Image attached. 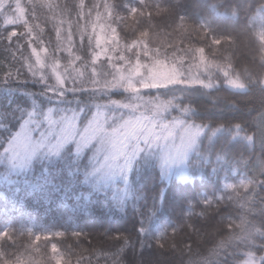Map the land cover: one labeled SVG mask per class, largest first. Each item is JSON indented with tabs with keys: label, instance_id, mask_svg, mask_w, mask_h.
Wrapping results in <instances>:
<instances>
[{
	"label": "trees",
	"instance_id": "1",
	"mask_svg": "<svg viewBox=\"0 0 264 264\" xmlns=\"http://www.w3.org/2000/svg\"><path fill=\"white\" fill-rule=\"evenodd\" d=\"M2 2L0 155L32 112V121L40 122L51 112L81 110L84 124L95 110L129 98L90 85L97 67L101 83L106 79V66L92 63L98 15L116 29L120 53L130 63L138 58L133 45L140 44L186 72L205 61L246 90H231L217 77L208 86L193 82L140 92L172 103L169 120L220 134L211 160L197 168L204 176L191 181H167L156 162L138 161L124 211L107 204L77 172L87 167L89 152L79 162L71 150L50 163L37 160L26 185L0 181V251H13L12 241L29 246L27 264H264V0ZM18 2L25 24L10 18ZM61 22L70 30L69 44ZM32 48L46 52L42 76ZM69 62L75 72L65 73V86H59L50 67L66 69ZM220 158L226 168L218 167Z\"/></svg>",
	"mask_w": 264,
	"mask_h": 264
},
{
	"label": "rangeland",
	"instance_id": "2",
	"mask_svg": "<svg viewBox=\"0 0 264 264\" xmlns=\"http://www.w3.org/2000/svg\"><path fill=\"white\" fill-rule=\"evenodd\" d=\"M3 6L0 0V12ZM25 17L22 5L16 3L11 20L25 24ZM94 19L98 24L93 27L95 52L92 63L106 66L107 70L102 73L106 79L101 83L97 67L96 72L93 71L95 82L90 85L114 89L129 98L123 103L109 105V109L95 110L84 124L81 123V110L78 113L64 111L67 114L60 116L51 112L40 122H33L35 112L30 113L29 120L0 155V181L8 185H26V176L34 170L37 160L50 163L63 159L71 150L69 155L79 162L89 152L87 167L77 169V172L85 176L84 183L100 193L107 204L124 211L132 198L130 172L138 161L156 162L167 181H191L204 176L197 168L202 161L208 163L211 160V145L220 134L208 133L206 128L176 118L169 120L168 115L175 109L172 103L151 101L140 92L175 84L186 86L193 82L208 86L217 77L227 80L231 90L240 92L246 87L229 74L214 70L205 61L188 68L187 73L176 60L166 59L140 44L133 45L138 58L130 63L127 55L120 53L119 38L113 25L101 15ZM63 24L60 23V33L65 35L62 40L69 44L72 42L70 30ZM32 52L35 72L42 76L47 69L46 52L40 53L33 48ZM68 64L66 69L58 65L50 67L59 86H65V73L75 72L72 63ZM259 122L264 123V117ZM247 141L253 143L252 139ZM216 163L219 168H226L223 158Z\"/></svg>",
	"mask_w": 264,
	"mask_h": 264
},
{
	"label": "clouds",
	"instance_id": "3",
	"mask_svg": "<svg viewBox=\"0 0 264 264\" xmlns=\"http://www.w3.org/2000/svg\"><path fill=\"white\" fill-rule=\"evenodd\" d=\"M259 47L264 49V45H259ZM259 59L264 61V55H260ZM261 72L264 74V67L261 68ZM12 242L15 244V249L13 251H0V264H27L30 255L28 253L29 246L21 247L19 244H16L15 241Z\"/></svg>",
	"mask_w": 264,
	"mask_h": 264
},
{
	"label": "snow or ice",
	"instance_id": "4",
	"mask_svg": "<svg viewBox=\"0 0 264 264\" xmlns=\"http://www.w3.org/2000/svg\"><path fill=\"white\" fill-rule=\"evenodd\" d=\"M161 203H163V196L161 197Z\"/></svg>",
	"mask_w": 264,
	"mask_h": 264
}]
</instances>
